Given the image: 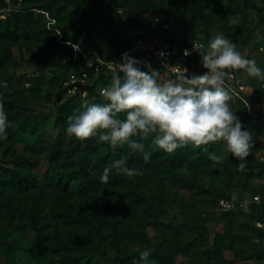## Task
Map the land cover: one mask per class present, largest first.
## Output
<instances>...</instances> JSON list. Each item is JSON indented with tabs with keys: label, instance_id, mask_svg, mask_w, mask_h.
I'll return each instance as SVG.
<instances>
[{
	"label": "rangeland",
	"instance_id": "obj_1",
	"mask_svg": "<svg viewBox=\"0 0 264 264\" xmlns=\"http://www.w3.org/2000/svg\"><path fill=\"white\" fill-rule=\"evenodd\" d=\"M52 1L57 3L54 9L40 6ZM161 1L166 6L163 10L147 9L133 0H128L129 3L126 0H86L89 5L100 7L105 14L125 20L121 26V34L132 41L138 40L134 49L143 40L152 38L148 29L153 21L166 29L168 36L181 37L186 30L192 28L190 0ZM72 5V0H24L22 7H28L29 11L53 31L54 42L39 39L37 31L33 30L30 38L21 39L13 46L12 59L5 68L7 74L16 77L10 88L12 94L9 99L34 116L48 115L41 134H27L23 140L14 138L10 141L19 151H24L27 142L37 136L44 140L47 148L34 155L31 166L40 186L34 193L29 192L28 206L44 211L48 217L43 220L48 223L45 229L49 232L57 230L63 239L50 241L48 238L47 241H39L37 230L34 227H23L25 219L20 218V212L14 211L12 205L9 215L8 204L5 203L3 207L0 204V241L5 239L7 246L15 248L16 256L22 263L31 260L33 255H43L46 252L47 255L83 257L93 254L101 264H125L113 261L112 257L117 254H141L148 249L151 250L149 264H264V233L253 228V218L245 214L228 215L218 203L219 197L223 195H233L238 199L249 198L264 183V178L250 173L248 166L240 173L230 170V177L228 169L235 168V165L227 160L229 152L223 141L220 155L224 159L220 165L204 162L197 164L193 161L176 174L170 172V176L137 172L135 176H126L130 180L125 178L123 184L104 193L82 191L77 184L78 180L72 181L67 190L50 186L49 177L52 174L58 180L61 171L66 172L68 168L79 169L82 165L84 141L69 136L66 129L56 123L64 92L63 89H57L52 80V76L62 69L68 58L67 47L72 46V43L82 42L81 36L72 39L70 36L73 29L66 28L67 20L60 22L59 16H56L57 10L60 9L61 12L62 9L70 18ZM132 9H136L138 13L137 21L128 19ZM201 15L200 18H195L202 21L193 30H196V37L204 43L206 49L215 35L222 34L235 43L236 50L242 56L255 60L257 66L264 71V0H209ZM100 46L105 48L103 44ZM241 73L247 79L249 89L251 88L249 97L255 112L253 115H259L261 125L263 124L262 132L252 136L256 155L263 160L264 119L260 115H264V98L259 97L264 96V80L250 77L243 70ZM33 74L42 77L40 89H30L32 81L30 84L23 82L22 75ZM229 103L237 117L249 112L248 106L242 105L237 96L232 97ZM82 110L81 108L80 111ZM120 118L123 119V115ZM12 120L9 117L8 123L16 129L19 121ZM133 139L137 140L138 137ZM58 144L59 152L56 150ZM6 145V139H0V161L12 165L11 155L4 152ZM209 146L205 147L209 149ZM104 147L101 146V153L107 151ZM201 153L206 152H196L193 159ZM53 155L59 157L57 163ZM111 162V159L106 163L101 161L100 169L110 166ZM131 179L134 186L129 185ZM122 189L134 193L139 199L133 196L122 197ZM138 189L147 191L152 198L144 200ZM63 207L68 210L70 208L73 214L83 211L86 217L80 223L66 218L59 221L55 219L53 210ZM260 227L264 229V224ZM56 246L60 247L59 251L54 250ZM169 249H174L170 262H160L153 255L154 252ZM5 262V257L0 256V263ZM136 262L143 264L140 259Z\"/></svg>",
	"mask_w": 264,
	"mask_h": 264
},
{
	"label": "trees",
	"instance_id": "obj_2",
	"mask_svg": "<svg viewBox=\"0 0 264 264\" xmlns=\"http://www.w3.org/2000/svg\"><path fill=\"white\" fill-rule=\"evenodd\" d=\"M112 1L113 0H111V2ZM133 1L134 3L136 2L137 5H142L147 9L154 8L157 10H163L166 8L165 4L161 0ZM126 2L129 3L128 0H126ZM72 3L73 5L70 18L68 17V13L62 9L61 12L60 9L57 10L56 16H59L60 22L63 19L67 20L68 25L66 28L73 29V34L70 36L72 39L75 40L77 36H81L82 42L80 44L82 47H98L107 58H117L133 50V46L138 42V40L132 41L127 37H122L121 26L125 23L124 19L121 17L107 15L101 11L100 7L96 5H89L86 0H72ZM208 3L209 0H190L192 13L190 27L192 28L186 30L181 37L168 36L166 34V29L161 26L154 29L153 33L160 37H164L165 39H169L174 45L184 46L190 44L195 38H197L196 30L194 31L193 28L199 25L202 21L201 19L195 20V18H200L202 16V11ZM5 5V1L0 0V103H3L4 111L8 114V118L11 117L13 119L12 121H19V125L16 129H13L10 125L6 129L7 145L4 152L6 155H11L12 165L3 164L0 161V204L2 207L5 203L8 204L7 210L9 215L13 205L14 211L18 210L20 212V218L25 219L23 227H34L37 230L39 241H47L48 238L50 241H61L63 238L59 235L57 230L49 232L45 229L47 228L46 226H48V223L43 221L45 218H48L44 214L45 212L37 210L36 207L29 208L28 206L30 199L29 196L31 194L29 192L32 191V193H34L40 186L39 179L31 166L33 164L34 155L47 148L44 140L38 138L37 136L35 139L27 142L24 151H19L12 141H10V139L12 140L14 138L23 140L27 137V134L32 136L41 134V131L44 128V122L48 120V115L42 114L34 116L31 112L21 109L20 105L15 104L14 101L9 99V96L12 94L10 88L12 87L16 77L13 74H7L5 71L8 62L12 59L13 46L19 40L30 38L33 30H36V35L39 39L54 42V34L53 31L48 29V27L43 24V21L40 18H37L32 11H29L26 6H24V8L22 7L21 10L12 11L6 17H2L1 9L4 8ZM40 6H44L48 9H54L57 6V3L55 4L52 1L46 5L40 4ZM128 19L131 21L138 20V13L136 9H132L129 12ZM100 44H103L105 48L101 47ZM66 50L68 53L66 62L62 66V69L52 76V80H54L53 84L57 85V89H62L63 80L67 73L70 69L78 65V62L72 58L71 46L67 47ZM22 77L24 78V84L27 80L32 81L30 89L41 88V75H22ZM111 82L112 81L109 82V86L111 85ZM100 84L101 80H95L90 87L89 95L84 99H80L76 96L64 97L61 100V103H59L56 123L59 124L61 128L67 129V118L74 112L80 111L85 102L107 103L98 91ZM225 90H227L232 97H235L234 93L230 89L225 88ZM259 98H264V96ZM249 99H251V97H249ZM239 102L242 105H246L240 99ZM17 114L19 115L17 116ZM238 119L243 125L242 130L250 132L252 136L258 135L262 132L263 124L261 125L259 115H253L247 111L244 115L238 117ZM153 139L154 137L152 136L146 140H140L139 137L137 139L145 145V152L149 154V159L147 161L144 159V152L134 151L127 145L112 148L110 144L106 142H98V137L85 140L81 152V167L79 169L68 168L66 172L61 171L62 173L58 180H56V175L52 174L49 177V184L52 187L59 186L61 189L67 190L69 189L72 181L78 180L77 184L82 191H99L104 193L110 188H115L123 184L126 180L125 178L127 177L123 174H118L115 170H113L110 174L108 182L102 183L100 181V177L104 168L100 169L99 167L101 161L106 163L108 162V159H111L112 164L117 160L124 159L127 162L128 168L136 169L137 172L141 174L150 173L154 175L170 176V172L176 174L178 171H181V169L190 166L193 161H196L197 164L204 162L206 164L213 165V161L209 159V153L215 152L220 155L223 147L222 141L210 143L208 152L201 153L193 159L195 153L202 151L203 148L195 149L189 145L185 148L178 149L172 154H168L163 150L156 148L152 143ZM101 146H105L104 148L107 150L105 153H101ZM56 150L58 152L60 151L59 144L56 145ZM53 156L57 163L59 157L57 155ZM227 160L232 165H235V168L232 167L228 169L229 173L232 169L236 170L237 173L242 172L238 166L241 163L240 160L232 156L230 153L227 156ZM244 163L249 167L250 173L264 178V159L261 160L260 156L258 157L256 155V147L254 145L250 150V154L245 158ZM216 164L220 165V163ZM229 175L231 177L232 173ZM245 184L247 185V179H245ZM129 185L134 186L132 179L129 182ZM138 190L140 191L138 192L140 193V197L144 200L149 201L152 198L147 191L142 189ZM256 193L264 195V183L254 190L253 194ZM120 194L122 197L133 196V198L139 199L137 195L134 196V193H130L124 189L120 191ZM223 196L219 197L218 203L220 198ZM228 197L236 198V196L233 195H228ZM22 204H25V206L23 207ZM225 213L228 215H248L255 221L253 228L262 234L264 233V229L258 224V222H262L264 224V199L261 203L253 202L244 207L236 206L230 210H225ZM53 214L55 215V219L59 221L62 218H66L77 223H80L85 219L84 217H86L83 211H78V213L73 214L70 208L68 210L65 207L55 209V211L53 210ZM42 216L44 217L42 218ZM4 240L5 239H2V241H0V256L5 257L6 260L4 264H101L100 260L93 254L83 257L81 255H47L46 252L43 253V255H33L31 260L22 263L16 256V249L7 246ZM59 248L60 247L56 246L54 250L59 251ZM173 253L174 249H169L165 252H154L153 255L158 258L160 262H170ZM112 259L118 263H133L134 261L140 259V253L124 255L117 254L114 255Z\"/></svg>",
	"mask_w": 264,
	"mask_h": 264
},
{
	"label": "clouds",
	"instance_id": "obj_3",
	"mask_svg": "<svg viewBox=\"0 0 264 264\" xmlns=\"http://www.w3.org/2000/svg\"><path fill=\"white\" fill-rule=\"evenodd\" d=\"M193 48L200 52L202 66L207 71L189 77L186 68L166 66L169 70L177 69L172 73L174 79H165L150 64L123 54L111 85L100 91L107 103L85 102L82 111L67 118V134L80 141L98 137V142H106L112 148L127 145L134 151L144 152L145 161L149 159L145 145L133 137L146 140L152 136L153 145L168 154L189 145L208 152L205 146L223 141L227 151L241 161L238 166L243 171L253 137L242 130L243 125L232 112L229 103L232 96L224 83L234 71L243 70L261 80H264V71L255 60L242 56L235 43L222 34L209 41L206 51L196 44ZM188 54L186 51L185 55ZM141 64L149 70L142 71ZM8 126L4 105L0 103V139H7ZM209 159L216 164L222 163L224 157L213 152L209 153ZM113 170L128 177L138 174L121 159L104 167L100 181L107 183ZM150 255L151 250L142 251L140 261L149 264Z\"/></svg>",
	"mask_w": 264,
	"mask_h": 264
},
{
	"label": "built area",
	"instance_id": "obj_4",
	"mask_svg": "<svg viewBox=\"0 0 264 264\" xmlns=\"http://www.w3.org/2000/svg\"><path fill=\"white\" fill-rule=\"evenodd\" d=\"M4 1L6 5L1 9L2 17H6L12 11L21 10L24 2V0ZM151 24L148 31L152 38L143 40L137 48L129 51L127 54L130 57L150 64L151 69L160 72L165 79L169 77L174 79L172 73L177 70L175 68L169 70L166 66L186 68L187 76H198L207 71L202 66L200 52L193 48V44H196L200 46L202 51H206L207 49L201 40L195 38L188 45H174L169 39H162V37L153 33V30L158 27L157 21H153ZM186 51L189 53L188 55H185ZM71 54L78 65L69 70L63 80L62 89L64 97L76 96L80 99H84L89 95L90 87L95 80H101L98 87L99 92L108 87L113 74L118 71V63L122 61L123 57L107 58L98 47L86 48L78 43H72ZM140 67L142 71L147 72L149 70L144 64H141ZM241 71L231 72L229 77L225 79L224 87L230 89L235 96L244 101L249 112L255 114L249 99V85ZM120 75L122 76L123 73H120ZM33 76H36V74H33ZM26 83L30 84L31 80ZM260 116L264 119V115L261 114ZM263 199L264 195L261 193L252 194L249 198L244 199L223 196L219 200V206L223 210H230L236 206L244 207L253 202L261 203ZM258 224L263 225L262 222H258Z\"/></svg>",
	"mask_w": 264,
	"mask_h": 264
},
{
	"label": "crops",
	"instance_id": "obj_5",
	"mask_svg": "<svg viewBox=\"0 0 264 264\" xmlns=\"http://www.w3.org/2000/svg\"><path fill=\"white\" fill-rule=\"evenodd\" d=\"M250 87V86H249ZM250 91H251V88H250Z\"/></svg>",
	"mask_w": 264,
	"mask_h": 264
}]
</instances>
